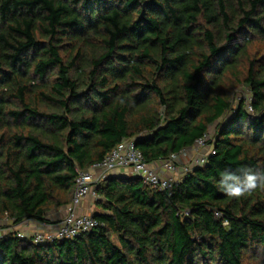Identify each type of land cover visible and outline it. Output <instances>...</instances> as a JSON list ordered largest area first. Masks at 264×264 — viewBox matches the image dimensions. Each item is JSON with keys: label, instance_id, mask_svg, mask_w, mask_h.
Returning a JSON list of instances; mask_svg holds the SVG:
<instances>
[{"label": "trees", "instance_id": "16d2710c", "mask_svg": "<svg viewBox=\"0 0 264 264\" xmlns=\"http://www.w3.org/2000/svg\"><path fill=\"white\" fill-rule=\"evenodd\" d=\"M255 42L264 0H0L1 222H52L78 170L124 138L154 163L216 126L215 154L171 194L110 175L95 228L41 244L9 231L0 264H264V189L237 199L219 187L225 170L264 171ZM239 85L252 111L234 104Z\"/></svg>", "mask_w": 264, "mask_h": 264}, {"label": "built area", "instance_id": "2783aa9c", "mask_svg": "<svg viewBox=\"0 0 264 264\" xmlns=\"http://www.w3.org/2000/svg\"><path fill=\"white\" fill-rule=\"evenodd\" d=\"M249 103H247L248 108L252 111ZM212 139L213 134L209 133L197 140L193 147L180 153H173L169 158L161 160L159 163H149L136 146L135 139L124 138L102 161L93 164L87 170H78L73 200L66 207L67 211L60 219L52 222L28 219L18 225H13L11 224L12 220L5 217L2 222L11 225L7 228L2 227L0 236L16 230L18 236L29 238L35 244H41L59 239H71L87 233L99 222L93 213L82 212L81 208L84 205L89 207V202L96 201L98 198L96 187L100 182L115 174L135 176L140 178L145 185L171 194L179 180L180 172L184 175L194 167L204 165L209 156L215 154L213 145L208 143ZM190 149L194 150L195 155L184 167H180L179 158L182 155H187ZM32 222L39 224L40 227L35 228V231L29 234L28 226Z\"/></svg>", "mask_w": 264, "mask_h": 264}, {"label": "clouds", "instance_id": "9594fccd", "mask_svg": "<svg viewBox=\"0 0 264 264\" xmlns=\"http://www.w3.org/2000/svg\"><path fill=\"white\" fill-rule=\"evenodd\" d=\"M237 171L242 173V178L236 172L229 170L220 174L219 187L227 196L238 199L250 194L258 187L264 189V171H254L246 167Z\"/></svg>", "mask_w": 264, "mask_h": 264}, {"label": "rangeland", "instance_id": "374dc122", "mask_svg": "<svg viewBox=\"0 0 264 264\" xmlns=\"http://www.w3.org/2000/svg\"><path fill=\"white\" fill-rule=\"evenodd\" d=\"M249 53L251 56H253L256 60H257V64H263L264 63V44L260 43V42H255L254 44H252V46L249 49ZM252 97L251 91L250 89L246 86V85H239L237 87V93H236V99L234 101V104L237 105V101L239 99H245L248 102H250ZM250 110V109H249ZM251 111V110H250ZM216 126H213L210 129V133L214 134ZM92 203V204H91ZM90 205H89V210L87 212L89 213H93L94 210H96L95 207V202L91 201ZM66 212L64 211L62 213V215H64ZM60 219V218H58ZM57 218H52V221L58 220ZM23 230V229H22ZM25 231V230H23ZM35 231V229H31L28 233L32 234ZM248 264H255L252 261H248Z\"/></svg>", "mask_w": 264, "mask_h": 264}, {"label": "crops", "instance_id": "0c3cea01", "mask_svg": "<svg viewBox=\"0 0 264 264\" xmlns=\"http://www.w3.org/2000/svg\"><path fill=\"white\" fill-rule=\"evenodd\" d=\"M195 155V152H194V150L193 149H190L189 150V153L187 154V155H182L180 158H179V164H180V167H184L189 161H190V158L192 157V156H194ZM158 163L160 162V161H157ZM154 163H156V162H154ZM183 176V173L182 172H180V174H179V178L180 177H182ZM89 203H91V202H89ZM92 204V203H91ZM89 210V207L87 206V205H84L82 208H81V211L82 212H86V211H88ZM66 212L67 211V209H66V207H63V208H61L60 210H57V211H55V212H52L49 216H48V219H52V218H61L63 215H62V213L63 212ZM2 227H3V225H2V222L0 221V232H1V229H2ZM38 227H40L39 226V224H37V223H34V222H32L31 224H30V226H28V231H30L31 229H35V228H38Z\"/></svg>", "mask_w": 264, "mask_h": 264}]
</instances>
